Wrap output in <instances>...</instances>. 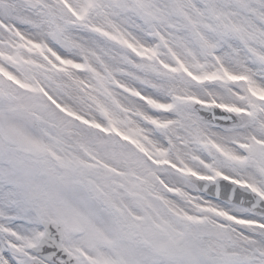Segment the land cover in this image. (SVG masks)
<instances>
[{"label":"snow or ice","instance_id":"snow-or-ice-1","mask_svg":"<svg viewBox=\"0 0 264 264\" xmlns=\"http://www.w3.org/2000/svg\"><path fill=\"white\" fill-rule=\"evenodd\" d=\"M0 264H264V0H0Z\"/></svg>","mask_w":264,"mask_h":264}]
</instances>
